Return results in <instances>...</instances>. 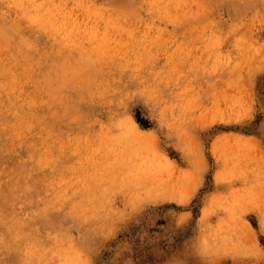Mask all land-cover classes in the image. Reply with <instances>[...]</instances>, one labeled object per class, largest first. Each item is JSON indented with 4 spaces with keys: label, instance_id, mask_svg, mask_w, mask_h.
Returning <instances> with one entry per match:
<instances>
[{
    "label": "rangeland",
    "instance_id": "1",
    "mask_svg": "<svg viewBox=\"0 0 264 264\" xmlns=\"http://www.w3.org/2000/svg\"><path fill=\"white\" fill-rule=\"evenodd\" d=\"M0 264H264V0H0Z\"/></svg>",
    "mask_w": 264,
    "mask_h": 264
},
{
    "label": "bare ground",
    "instance_id": "2",
    "mask_svg": "<svg viewBox=\"0 0 264 264\" xmlns=\"http://www.w3.org/2000/svg\"><path fill=\"white\" fill-rule=\"evenodd\" d=\"M114 111V110H113ZM253 240H255L254 238H252ZM254 244V243H253ZM180 245V244H179Z\"/></svg>",
    "mask_w": 264,
    "mask_h": 264
}]
</instances>
